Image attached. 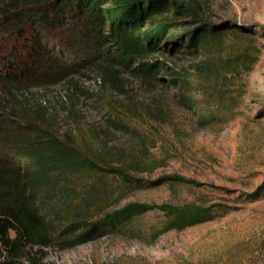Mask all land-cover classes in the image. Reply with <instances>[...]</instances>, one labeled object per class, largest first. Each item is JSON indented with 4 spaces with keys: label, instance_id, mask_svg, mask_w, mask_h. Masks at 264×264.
<instances>
[{
    "label": "trees",
    "instance_id": "16d2710c",
    "mask_svg": "<svg viewBox=\"0 0 264 264\" xmlns=\"http://www.w3.org/2000/svg\"><path fill=\"white\" fill-rule=\"evenodd\" d=\"M223 31L185 0L0 2V42L8 36L20 43L16 51H2L0 57V264H57L44 261V250L54 246L68 249L108 234L147 236L136 224L151 211L161 212L165 219L149 233L153 240L230 213L221 205L195 202H130L114 210L100 208L109 189H96L97 198H86L85 176L95 182L107 172L131 188L146 187L149 182L131 177L124 168L104 167L85 157L37 112L17 103V97L25 98L23 93L33 88L57 85L86 96L79 81L85 76L83 71H88L98 74L103 84L123 97L119 107L110 108L111 127L139 132L134 124L139 120L165 124L170 118L166 103L145 87L166 71L169 83L181 90L180 100L188 104L185 92L194 88V83L217 75L210 51L212 44L222 40ZM188 59L195 62L181 64ZM256 61L249 49L241 53L239 65L250 72ZM225 64L230 65L228 61ZM124 73L139 80V94L132 95L121 83ZM225 120V113L200 114L203 125ZM165 180L202 187L191 178L166 176ZM242 196L238 200L261 198L258 191ZM255 243V251L251 242L244 241L226 250L220 259H181L168 264H242L244 253L251 254L246 264L257 260L255 253L264 264V239Z\"/></svg>",
    "mask_w": 264,
    "mask_h": 264
},
{
    "label": "rangeland",
    "instance_id": "374dc122",
    "mask_svg": "<svg viewBox=\"0 0 264 264\" xmlns=\"http://www.w3.org/2000/svg\"><path fill=\"white\" fill-rule=\"evenodd\" d=\"M185 1L194 4L207 21L224 31L222 40L212 44L210 51L215 57L217 75L194 83V88L185 92L188 104L180 100L181 90L169 83L166 71L159 73L152 86L145 87L166 103L170 115L167 123L139 120L134 123L139 132L111 127L110 108L119 107L123 97L103 84L98 74L88 71H83L85 76L79 81L86 96L57 85L44 90L33 88L23 93L25 98L17 97V103L31 113L37 112L85 157L98 160L104 167L124 168L131 177L149 182L146 187L131 188L107 172H102L103 176L94 179L95 182L90 175L85 176L82 183L87 189L83 194L86 198H97L96 189H109L108 196L100 200V208L114 210L130 202L150 205L195 202L221 205L230 213L153 240L149 233L165 219L161 212L151 211L136 224L147 236L108 234L68 249L54 246L44 250V261L168 264L188 259L197 262L223 258L226 250L244 241L251 242L255 251V242L264 239V0ZM19 47V42L5 36L0 42V57L2 51L8 54ZM249 49L257 61L250 72H245L239 60L241 53ZM194 62L195 59H188L181 64ZM120 81L130 88L132 95L140 93L139 80L135 77L124 73ZM207 111L215 116L225 113L227 120L203 125L200 114ZM166 176L191 178L202 183V187L166 181ZM92 184L98 185L91 187ZM131 185L136 187L135 183ZM257 191L261 197L257 201L238 200ZM250 255L241 254L244 259L240 263L246 264ZM254 256L257 260L252 264H263L259 254Z\"/></svg>",
    "mask_w": 264,
    "mask_h": 264
}]
</instances>
